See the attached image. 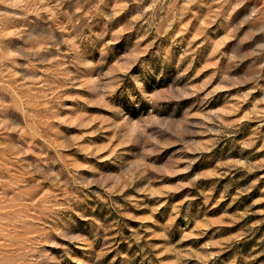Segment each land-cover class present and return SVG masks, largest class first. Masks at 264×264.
<instances>
[{"label":"rangeland","instance_id":"374dc122","mask_svg":"<svg viewBox=\"0 0 264 264\" xmlns=\"http://www.w3.org/2000/svg\"><path fill=\"white\" fill-rule=\"evenodd\" d=\"M0 264H264V0H0Z\"/></svg>","mask_w":264,"mask_h":264}]
</instances>
